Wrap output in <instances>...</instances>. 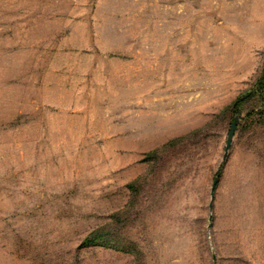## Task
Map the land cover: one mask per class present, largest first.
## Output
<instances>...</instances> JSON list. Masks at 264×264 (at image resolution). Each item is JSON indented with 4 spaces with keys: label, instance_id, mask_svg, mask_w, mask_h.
Wrapping results in <instances>:
<instances>
[{
    "label": "rangeland",
    "instance_id": "rangeland-1",
    "mask_svg": "<svg viewBox=\"0 0 264 264\" xmlns=\"http://www.w3.org/2000/svg\"><path fill=\"white\" fill-rule=\"evenodd\" d=\"M263 67L264 0H0V264H264Z\"/></svg>",
    "mask_w": 264,
    "mask_h": 264
},
{
    "label": "water",
    "instance_id": "water-1",
    "mask_svg": "<svg viewBox=\"0 0 264 264\" xmlns=\"http://www.w3.org/2000/svg\"><path fill=\"white\" fill-rule=\"evenodd\" d=\"M235 128H236V119L235 121L232 123L231 127H230V130H229V133H228V137H227V141H226V149L229 148L230 144H231V141H232V137L234 135V131H235ZM217 181H218V177H215L212 184H211V196L213 197L214 195V192H215V188H216V185H217Z\"/></svg>",
    "mask_w": 264,
    "mask_h": 264
},
{
    "label": "trees",
    "instance_id": "trees-1",
    "mask_svg": "<svg viewBox=\"0 0 264 264\" xmlns=\"http://www.w3.org/2000/svg\"><path fill=\"white\" fill-rule=\"evenodd\" d=\"M255 86H256V90L257 91H264V67H263V69H262V72H261V75H260V77L256 80V84H255ZM238 101L239 100H236V102L234 103L235 104V106H237V104H238ZM92 241V240H91ZM104 245L105 246H109V247H112V248H115V245H111V243H109L108 241H104Z\"/></svg>",
    "mask_w": 264,
    "mask_h": 264
}]
</instances>
